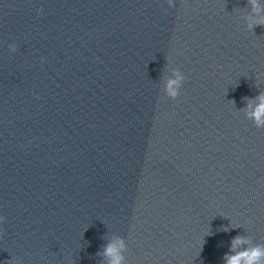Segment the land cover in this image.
I'll return each mask as SVG.
<instances>
[{"label": "water", "instance_id": "95a60500", "mask_svg": "<svg viewBox=\"0 0 264 264\" xmlns=\"http://www.w3.org/2000/svg\"><path fill=\"white\" fill-rule=\"evenodd\" d=\"M158 2L0 0V264H99L107 229L125 264L264 243V128L240 111L264 25L249 0Z\"/></svg>", "mask_w": 264, "mask_h": 264}, {"label": "clouds", "instance_id": "9594fccd", "mask_svg": "<svg viewBox=\"0 0 264 264\" xmlns=\"http://www.w3.org/2000/svg\"><path fill=\"white\" fill-rule=\"evenodd\" d=\"M161 5L168 10L174 6V0H159L157 8ZM251 13L244 17L246 29L253 31L258 25H264V0H249ZM42 11V9H40ZM161 14H164L161 12ZM16 44H10L9 48L12 51L16 50ZM171 74L165 78L164 91L167 97L176 99L180 95L185 76L179 68L170 70ZM261 81L257 80V85ZM245 106L240 109L246 119L250 120L253 125L258 128H264V91H260L253 97L245 98ZM4 216L0 215V224L4 221ZM233 227L238 225L233 224ZM225 231L228 228L225 227ZM109 233L105 239L102 248L97 252L100 257L99 264H125L126 244L118 235ZM224 264H264V243L253 241L250 235H236L230 242V248L224 254Z\"/></svg>", "mask_w": 264, "mask_h": 264}]
</instances>
